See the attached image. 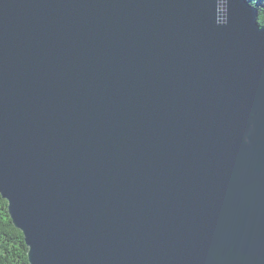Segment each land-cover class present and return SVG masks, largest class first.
<instances>
[{
	"label": "water",
	"instance_id": "water-1",
	"mask_svg": "<svg viewBox=\"0 0 264 264\" xmlns=\"http://www.w3.org/2000/svg\"><path fill=\"white\" fill-rule=\"evenodd\" d=\"M258 11L0 0V195L30 264H264Z\"/></svg>",
	"mask_w": 264,
	"mask_h": 264
},
{
	"label": "trees",
	"instance_id": "trees-1",
	"mask_svg": "<svg viewBox=\"0 0 264 264\" xmlns=\"http://www.w3.org/2000/svg\"><path fill=\"white\" fill-rule=\"evenodd\" d=\"M258 8L259 21L264 25V0H249ZM29 248L24 234L14 225L9 204L0 195V264H30Z\"/></svg>",
	"mask_w": 264,
	"mask_h": 264
}]
</instances>
